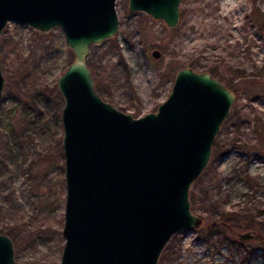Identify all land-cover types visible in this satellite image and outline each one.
Here are the masks:
<instances>
[{
    "label": "rangeland",
    "instance_id": "rangeland-1",
    "mask_svg": "<svg viewBox=\"0 0 264 264\" xmlns=\"http://www.w3.org/2000/svg\"><path fill=\"white\" fill-rule=\"evenodd\" d=\"M226 1L183 0L181 22L170 29L116 0V35L91 44L85 57L101 99L134 116L155 112L183 67L208 71L235 93L189 190L203 224L174 234L158 264H264V0ZM72 59L58 27L38 32L9 21L0 32V233L19 262L60 257L63 101L56 80ZM222 213L239 218L220 224ZM243 232L253 237L241 240Z\"/></svg>",
    "mask_w": 264,
    "mask_h": 264
},
{
    "label": "water",
    "instance_id": "water-1",
    "mask_svg": "<svg viewBox=\"0 0 264 264\" xmlns=\"http://www.w3.org/2000/svg\"><path fill=\"white\" fill-rule=\"evenodd\" d=\"M182 1L128 0V10L172 29ZM115 2L0 0V32L9 21L38 32L58 27L73 55L56 80L65 192L63 245L52 264H158L174 234L199 228L203 219L191 211L189 190L235 100L222 81L191 67L176 72L155 112L134 116L102 100L85 57L91 44L116 35ZM3 84L0 70V99ZM0 264L39 263L16 261L11 239L0 233Z\"/></svg>",
    "mask_w": 264,
    "mask_h": 264
},
{
    "label": "trees",
    "instance_id": "trees-1",
    "mask_svg": "<svg viewBox=\"0 0 264 264\" xmlns=\"http://www.w3.org/2000/svg\"><path fill=\"white\" fill-rule=\"evenodd\" d=\"M223 215V216H222ZM222 215H221V222H220V224L221 223H224V222H226V223H228L230 220H238V218L239 217H237V216H235V214L233 215L232 213H229V214H225V213H222ZM216 222H219V221H216ZM254 224L250 221H248L247 223H246V227H250L251 228V226H253ZM217 225H216V223L214 222L213 224H210V226H209V228L210 229H214L215 227H216ZM239 227V226H238ZM264 239V235L263 236H261V239Z\"/></svg>",
    "mask_w": 264,
    "mask_h": 264
},
{
    "label": "bare ground",
    "instance_id": "bare-ground-1",
    "mask_svg": "<svg viewBox=\"0 0 264 264\" xmlns=\"http://www.w3.org/2000/svg\"><path fill=\"white\" fill-rule=\"evenodd\" d=\"M227 1H228V0H227ZM227 1H226V2H227ZM232 1H233V0H232ZM230 2H231V0H230ZM232 3H233V2H232ZM230 7H231V6H230Z\"/></svg>",
    "mask_w": 264,
    "mask_h": 264
},
{
    "label": "flooded vegetation",
    "instance_id": "flooded-vegetation-1",
    "mask_svg": "<svg viewBox=\"0 0 264 264\" xmlns=\"http://www.w3.org/2000/svg\"><path fill=\"white\" fill-rule=\"evenodd\" d=\"M182 12V11H181ZM182 17V16H181ZM180 22H181V20H180ZM180 22H179V24H180Z\"/></svg>",
    "mask_w": 264,
    "mask_h": 264
}]
</instances>
